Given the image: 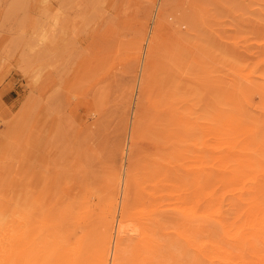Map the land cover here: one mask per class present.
<instances>
[{"label":"rangeland","instance_id":"1","mask_svg":"<svg viewBox=\"0 0 264 264\" xmlns=\"http://www.w3.org/2000/svg\"><path fill=\"white\" fill-rule=\"evenodd\" d=\"M0 215L107 264L122 219L124 264H264V0H0Z\"/></svg>","mask_w":264,"mask_h":264},{"label":"bare ground","instance_id":"2","mask_svg":"<svg viewBox=\"0 0 264 264\" xmlns=\"http://www.w3.org/2000/svg\"><path fill=\"white\" fill-rule=\"evenodd\" d=\"M116 229L120 242L111 249L112 264H124L125 243L136 229L131 228L123 219L117 223ZM47 240V237L34 232L26 218L11 219L0 215V264H107L109 259L108 238L94 259L83 254L81 248L71 247L69 239L52 237L51 241Z\"/></svg>","mask_w":264,"mask_h":264}]
</instances>
